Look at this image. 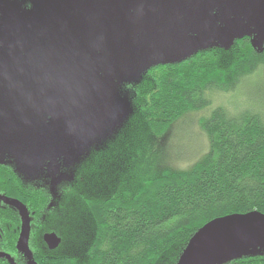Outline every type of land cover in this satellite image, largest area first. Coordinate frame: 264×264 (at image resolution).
Instances as JSON below:
<instances>
[{
  "label": "trees",
  "instance_id": "trees-1",
  "mask_svg": "<svg viewBox=\"0 0 264 264\" xmlns=\"http://www.w3.org/2000/svg\"><path fill=\"white\" fill-rule=\"evenodd\" d=\"M260 67L264 50L257 53L242 40L234 48L145 73L132 91L128 117L73 174V188L88 187L83 210L71 211L87 235L67 237L61 219L54 232L78 254L50 257L41 234L53 228L38 226L35 231L41 232L28 239L23 252L17 239L7 242L9 264L20 256L26 264H176L191 237L210 221L264 214V118L259 113L213 108L200 123L209 140L206 156L186 172L152 171L154 138L184 114L209 107L213 93L232 92ZM69 195L81 202L76 192ZM81 212L87 215L85 225L79 223ZM260 256L233 263L264 264Z\"/></svg>",
  "mask_w": 264,
  "mask_h": 264
},
{
  "label": "flooded vegetation",
  "instance_id": "flooded-vegetation-1",
  "mask_svg": "<svg viewBox=\"0 0 264 264\" xmlns=\"http://www.w3.org/2000/svg\"><path fill=\"white\" fill-rule=\"evenodd\" d=\"M167 3L166 0H127L126 3L124 0H4V7L0 6V62L5 71L0 75V264H9L7 242L17 239L18 243L24 215L29 222L27 241L41 232L35 231L38 226H50L51 232L41 234L43 244L46 246L45 234H55L60 243L53 250L46 246L49 256L78 254L74 246L68 245L54 231L61 219L67 237L87 235L84 226H77L71 211L79 210L77 207L83 210L88 187L73 188L71 184L75 183L73 174L80 163L92 148L98 150L103 146L104 140L96 145L70 141L68 156L66 153L62 158L45 161L35 151L33 134L38 128L51 126L59 119L66 122L72 138L94 130L99 121L103 125L104 119L115 118L109 111L116 115L128 107L136 86V82L125 80V74L122 76L116 71L123 64L131 65L140 47L147 49L145 41L156 50V55L150 50L141 54L143 59L151 61L144 63L146 70L140 75L152 69L182 64L163 60L164 41L166 36L171 41H178L183 53L185 28L190 27L191 20L187 23L184 16L173 17ZM238 14L230 15L226 24L229 28L222 27L221 30L223 34H232L239 27L246 35L235 38L228 49L242 40L251 46L259 32L249 17ZM12 20L16 24L10 26ZM18 20L25 22L19 26ZM215 23V18L208 23L203 21L197 32L212 34L209 26ZM80 27L83 29L79 30ZM71 33L76 39L70 36ZM108 47H112L110 55H99ZM213 50L224 48L219 44L197 53ZM167 53L178 56L179 50ZM100 61L107 64L108 74L100 71L91 74ZM119 79L123 81H117ZM90 81L101 109L93 110L90 106L89 100L93 98ZM114 81L119 82L118 91L109 93L108 84ZM57 83L65 94L50 100L48 95L56 93ZM12 93L17 95L13 97ZM26 93H35L39 98L24 97ZM112 98L125 103L121 110L116 111L118 101ZM71 192L81 195V202H77L78 197L70 196ZM65 199L69 200L64 202ZM9 200L21 203L23 208L10 205ZM41 209L47 214L40 215ZM79 215V223L85 225L83 217L86 218V213ZM257 255L264 256V252ZM244 257L249 256L241 258ZM236 260L227 264H234ZM16 264H26L24 257H18Z\"/></svg>",
  "mask_w": 264,
  "mask_h": 264
},
{
  "label": "water",
  "instance_id": "water-1",
  "mask_svg": "<svg viewBox=\"0 0 264 264\" xmlns=\"http://www.w3.org/2000/svg\"><path fill=\"white\" fill-rule=\"evenodd\" d=\"M124 1L125 3L127 2V0ZM166 1L168 2L166 4L168 11L173 17L181 15V18L182 16L185 17L183 18L185 22L188 23L190 20L191 22L190 27L186 26L185 28L183 53L180 50V43L178 41H171L167 36L165 37L164 61H179L182 63L194 56L199 50L216 47L219 44L223 46L224 50H227L229 48L228 46L235 38L240 39L246 35V33H244L239 27H236V29L231 28L236 30L233 31L232 34H223V31L221 30L222 27L229 28L226 26L229 16H234L238 13V15H246L249 17L254 22L255 26L259 28V32L251 42V48L257 53H261L264 50V0ZM4 5V0H0V6L4 7ZM214 11H216L215 15L213 14ZM30 16L31 15L28 17ZM16 17L22 18V16ZM213 18H215L216 23L209 26L212 34L197 32L199 27L203 24V21L208 23L211 22ZM18 21L19 26H22L25 22L24 20ZM10 24V26H12L13 24H16V22L12 20ZM82 29V27L79 28V30ZM194 34L197 35L193 36ZM70 36L76 39L74 33H71ZM144 45L147 49L140 47L136 51L131 65L123 64L116 71L122 76L125 74V80H131L130 82L137 83L141 76L147 72L146 71L140 75L146 70L144 63L151 61L143 59L141 54L150 50L153 55H156V50L151 48L146 41ZM177 50H179L178 56L175 54L169 55L167 53V51L175 53ZM111 53L112 47H108L101 51L99 55H110ZM155 59L156 56H154L153 60ZM1 67H3V65L0 62V75H4L5 71ZM99 71L107 75V64L100 61V64L93 69L91 74H95ZM117 81L123 80L119 79ZM108 86L109 93H115L116 89L118 91L120 85L119 82L114 81L110 82ZM91 88L93 98L89 100L90 106L93 110L101 109L96 102L97 95L95 94L92 85ZM64 94L65 92H63L62 86L57 83L56 93L48 95V99L54 100ZM10 95L15 97L17 94L12 93ZM24 97H29L31 99L39 98L35 93H26ZM112 99H117L118 101L116 111L121 110L125 103L118 98ZM1 113L2 110H0V114ZM109 114L113 117L117 115L111 114L110 111ZM108 122L110 123V121ZM101 125V121H99L94 130L83 133L80 135V138L84 136L88 137L91 131L103 129L104 120L102 127ZM76 136L70 138L66 122L58 119L56 122L52 123L51 126H42L34 132L33 141L35 143V151L37 155L45 161L62 158L67 153L70 141L73 143V139ZM7 202L18 209L23 208V205L17 201L9 200ZM28 224V217L24 215L22 217L21 234L17 243V249L20 252H23L27 246ZM43 241L49 250L55 249L60 243V239L55 234H45L43 236ZM261 251H264V214L251 212L243 215L226 216L207 223L191 237L176 264H223L228 261L240 259L243 256H255Z\"/></svg>",
  "mask_w": 264,
  "mask_h": 264
},
{
  "label": "rangeland",
  "instance_id": "rangeland-1",
  "mask_svg": "<svg viewBox=\"0 0 264 264\" xmlns=\"http://www.w3.org/2000/svg\"><path fill=\"white\" fill-rule=\"evenodd\" d=\"M198 54L196 53L194 56ZM209 99L211 104L209 107L184 114L171 125L161 138L152 140L156 147L154 152L156 170L152 168L154 173H159L164 168L186 172L206 156L209 152V140L201 129L200 123L208 118L213 108L223 107L231 114L249 111L259 113L264 118V67H260L251 76L243 79L232 92L230 91L228 94L216 92L210 95ZM128 104L129 109L127 106L124 107V110L118 112L119 114L115 118L109 120L111 123L104 119L103 129L91 131L88 138L76 136L73 143L96 145L99 141L110 138L128 117L130 103ZM76 157L77 155H75V159ZM72 159L73 156L70 160Z\"/></svg>",
  "mask_w": 264,
  "mask_h": 264
}]
</instances>
